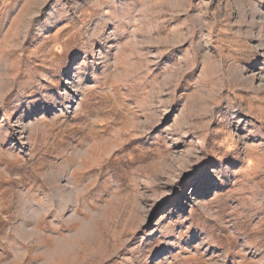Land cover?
<instances>
[{
    "label": "rangeland",
    "instance_id": "obj_1",
    "mask_svg": "<svg viewBox=\"0 0 264 264\" xmlns=\"http://www.w3.org/2000/svg\"><path fill=\"white\" fill-rule=\"evenodd\" d=\"M0 264H264V0H0Z\"/></svg>",
    "mask_w": 264,
    "mask_h": 264
}]
</instances>
